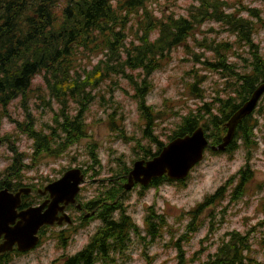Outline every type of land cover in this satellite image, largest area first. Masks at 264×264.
Instances as JSON below:
<instances>
[{"label":"trees","instance_id":"trees-1","mask_svg":"<svg viewBox=\"0 0 264 264\" xmlns=\"http://www.w3.org/2000/svg\"><path fill=\"white\" fill-rule=\"evenodd\" d=\"M192 1L187 15L158 18L147 8L146 0H0V109L4 112L0 119L5 116L18 132L33 141L32 156L20 152L17 142L9 144L7 159L10 163L0 174V191L4 188L18 191L27 185V172L34 170L39 161L64 157L74 146L90 137L86 117L90 105L97 99L95 91L112 77L124 78L131 85L144 122L142 138L147 143L126 138L125 130L115 124L117 109L109 115V126L117 138L136 143L133 151L138 160H151L169 142L192 135L200 127L213 146L221 144L231 117L264 84V54L255 39L258 26L264 28V19L261 9L242 3L257 1L264 5V0H239L237 6L227 0ZM140 16L138 43L134 40L127 42L132 27L129 25L133 18ZM206 24L218 25L220 33H228L234 41L209 37L199 40L196 32ZM210 33H218V30L210 28ZM191 40L201 49L198 54L190 48ZM181 46L191 51L195 62L205 71L221 76L226 82L224 91L227 96L222 97L217 91L213 99L207 101L203 87L206 77H201L199 70L188 72L192 81L187 86L191 95L201 103L181 116L165 143L160 140L157 129L166 112L157 111L150 105L148 95L154 89V73L162 69L164 62L170 60L172 53ZM97 51L103 57L92 69L74 65L78 54L89 55ZM207 53L211 56L208 57ZM232 55L234 61L230 60ZM38 77L46 86L48 98L39 97L41 106L50 107L53 102L60 105L43 130L37 129L36 119L27 106ZM19 99L26 108L24 121L14 119L8 113L10 105ZM262 108L257 114H261ZM259 118L261 116L254 118V113L245 117L226 151L208 149L211 156L233 155L242 142L249 162L184 215L183 231L177 237L173 235L168 244L176 251L175 264L201 260L208 248H202L203 253L198 252L189 259L186 244L206 225L208 234L204 241L209 240L225 224L226 203L235 204L246 196L247 186L254 177L250 164L252 149L260 146L258 131L263 127ZM1 125L0 122V140L8 141L10 135L2 134ZM97 149V143H89L88 157L96 167H102ZM30 157L31 164H27ZM131 169L126 162L118 160L111 176L101 180L96 197L82 201L81 195L78 196L86 211L95 212L90 221L98 220L100 225L82 250L74 255H63L52 264H115L118 257L130 250L135 239H139L147 250L163 238L164 230L170 224L155 207L148 208L143 228L127 213L125 199L129 192L125 191L124 184ZM82 170L85 176L89 174L87 169ZM99 175L100 172L95 171L90 177ZM190 176L191 173L188 178ZM45 179L47 183L54 182ZM186 180L175 182L164 176L154 179L148 189L166 183L185 185ZM261 215L262 218L246 231L235 229L223 234L215 242L216 250L208 254L202 264H264V202ZM57 240L60 248H67L68 241L63 235ZM23 254L16 251L15 255H5L0 258V264H10L14 256ZM145 255L146 264H152L150 257Z\"/></svg>","mask_w":264,"mask_h":264},{"label":"rangeland","instance_id":"rangeland-1","mask_svg":"<svg viewBox=\"0 0 264 264\" xmlns=\"http://www.w3.org/2000/svg\"><path fill=\"white\" fill-rule=\"evenodd\" d=\"M230 3H236L239 0H227ZM192 0H146L147 8L158 18L174 15H187L188 8ZM249 7L261 9V16L264 19V5L257 1L242 2ZM142 10L139 13L142 14ZM243 16L247 17L246 13ZM141 16L133 18L129 26V39L138 43L137 29ZM210 28H215L218 33H210ZM218 25L206 24L197 32L199 40L205 37L217 38V40H231L228 33H220ZM256 42L261 45L264 54V28L258 26V32L255 36ZM190 48L197 54L201 52L194 41L189 42ZM210 57L211 54L207 53ZM230 60L234 61V55ZM103 57L100 51L90 53L89 55L78 54L75 57L74 65L76 67H86L89 70L97 64ZM194 56L186 47L181 46L172 53V58L163 64V68L154 73L152 80L154 89L148 95V103L155 106L157 111H165L166 115L159 121L157 134L161 141L167 143V136L172 134L173 129L180 122L182 115H185L189 108H196L201 101L191 95L188 82H191L192 75L187 74L192 70H199L201 77H206L204 84L207 101L220 92L222 97H226L225 81L221 76L214 72L205 71L201 65L194 60ZM114 82H116L114 84ZM34 91L30 94L28 102L29 110L36 119L38 130L45 129V123L51 122L55 112L59 111L60 105L56 102L50 107H42L39 97L47 98L46 86L42 78L38 77L34 82ZM97 99L90 105L87 113L88 132L90 137L82 140L74 146L64 157L61 158H43L36 164L34 170L28 171L26 175V184L35 183L37 186L46 185V179L58 180L69 169H87L88 175L85 183L81 187L80 200L86 201L97 196L101 188L100 182L111 176L113 169L117 167L118 160L126 162L127 166H133L138 161L137 154L133 151L135 142L124 141L117 138L109 126V115L117 109L118 115L115 116L116 122L120 128L125 130L126 138L131 140L142 138L144 122L141 120L136 101L133 98L134 92L131 85L124 78L112 77L107 80L98 90ZM263 103V102H262ZM261 103V104H262ZM73 107L74 104L71 103ZM264 107V105H262ZM173 112H177L174 115ZM9 115L20 121L25 120L26 108L19 99L14 101L9 109ZM4 112L0 109V115ZM123 114V115H122ZM122 117V119H121ZM260 119L262 130L258 131V140L260 146L252 149L250 159L251 169L254 172L252 181L248 184L246 196L235 204L226 203L228 206L225 224L209 240L204 241L208 234V226H204L185 248L188 251V258H192L196 253H203L202 248H208L201 260H196L189 264H202L207 255L216 250L215 242L228 231L240 230L246 231L262 218V204L264 202V117ZM2 123V134H9L8 141L0 140V174L5 170L10 161L7 157L10 155L9 144L17 142L20 152H27L33 155V141L26 135L21 134L15 129L13 123L3 116L0 119ZM91 142L97 143V153L102 162V167H96L88 157V145ZM147 141L144 140L143 144ZM240 148L233 155L222 153L211 156L208 151L203 162L200 163L192 172L190 178L185 181V185L166 183L159 188H151L142 191L136 188L129 192L125 199V207L138 225L145 227V215L150 207H155L158 212L163 213L170 224V227L164 230L163 238L159 239L147 250L139 239H135L134 244L124 255L118 257L115 264H146V255L150 257L152 264H175L176 251L168 244L173 237H176L183 231L186 221L184 215L191 211L204 198L214 193L228 179L238 173L248 160V152L239 142ZM31 164V157L26 160ZM134 161V162H133ZM96 172H100L98 177L91 178ZM91 223V222H90ZM96 224H90L88 227L78 229L77 233L71 235V240L66 249L59 247L56 230L47 234L43 243L34 251L25 253L21 256H14L10 264H52L63 255H74L84 248L88 243L90 235L95 231ZM68 240V241H69ZM203 240V241H202Z\"/></svg>","mask_w":264,"mask_h":264},{"label":"water","instance_id":"water-1","mask_svg":"<svg viewBox=\"0 0 264 264\" xmlns=\"http://www.w3.org/2000/svg\"><path fill=\"white\" fill-rule=\"evenodd\" d=\"M264 95V84L260 85L252 97L245 102L231 117L227 124L228 132L218 146L210 144L202 127L192 135L179 137L169 142L161 153L151 160H138L134 162L132 170L127 175L125 191H132L136 184L148 187L154 179L167 176L172 181H184L191 171L205 158L207 149L213 152H224L233 142L235 132L241 121L252 115ZM85 182L81 169H70L58 180L48 184L45 192H49L53 201L44 211L47 203L38 207H31L18 212L21 205V195L29 194L30 189L23 188L13 194L7 188L0 191V237L5 235L1 247L12 250L15 245L20 253L34 250L40 244L38 233L46 225H53L59 212H64L70 204H76L77 196ZM63 204V206H60ZM81 208V205H78ZM72 223L70 216L64 215L62 221ZM17 220H19L17 222Z\"/></svg>","mask_w":264,"mask_h":264},{"label":"flooded vegetation","instance_id":"flooded-vegetation-1","mask_svg":"<svg viewBox=\"0 0 264 264\" xmlns=\"http://www.w3.org/2000/svg\"><path fill=\"white\" fill-rule=\"evenodd\" d=\"M262 105H264V95L260 99L258 106L254 111V118H257L258 116L264 117V107L262 108L261 114H257V112L261 109ZM54 181H56V180H54ZM52 182L53 181L48 182L46 185L42 184L41 186H37L35 183H31L30 185L27 184L26 186L20 188L16 192L10 191L11 193L16 194L23 188L30 189L29 194H27V195L22 194L21 195L22 202L18 208V212L25 211L31 207L41 206L44 203H47L45 208H44V211H46L48 209L50 203L53 201V198L51 197V194L49 192H45V187L49 183H52ZM136 188H139L140 190H142V186L139 184L135 185L134 189H136ZM147 190H149V189L146 188L142 191H147ZM78 196H77L76 204H70L65 208L64 212L58 213V215H57L58 220L53 225H51V226L46 225L40 229V231L38 233V236L40 238V244L39 245H41L43 243V239L47 236V234H50V232L53 230H56L59 235H63L67 241L69 239L71 240L70 237L73 233H75V231L82 228L83 226H86L87 223H89V225L95 223L96 224L95 231H96L97 227L100 225V221H98V220L90 221L91 216H94L95 212L86 211L85 208H83L82 204L79 202ZM78 205H81V208H79ZM60 206H63V204H60ZM65 214L70 216L72 223L66 222L65 219H64V221H62V224L59 223L60 220H63ZM83 217L85 218V221H87V222H83V220H84ZM79 219H82V220L79 221ZM18 221L19 220H17V222ZM95 231H94V233H95ZM70 240L68 241V243L70 242ZM4 241H5V235H2L0 237V258H2L3 256L5 257V255H7V256L15 255L16 251L19 252L17 245H15L12 250H9L7 247H3V251H1V247L4 243Z\"/></svg>","mask_w":264,"mask_h":264},{"label":"bare ground","instance_id":"bare-ground-1","mask_svg":"<svg viewBox=\"0 0 264 264\" xmlns=\"http://www.w3.org/2000/svg\"><path fill=\"white\" fill-rule=\"evenodd\" d=\"M238 134V133H237ZM236 136V135H235ZM94 208V207H93ZM82 219H79V221H81ZM83 222H85V220H83Z\"/></svg>","mask_w":264,"mask_h":264}]
</instances>
